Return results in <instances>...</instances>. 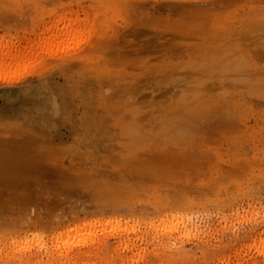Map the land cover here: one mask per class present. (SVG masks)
Returning <instances> with one entry per match:
<instances>
[{"label":"rangeland","instance_id":"374dc122","mask_svg":"<svg viewBox=\"0 0 264 264\" xmlns=\"http://www.w3.org/2000/svg\"><path fill=\"white\" fill-rule=\"evenodd\" d=\"M0 108V264H264V0H0Z\"/></svg>","mask_w":264,"mask_h":264},{"label":"bare ground","instance_id":"6f19581e","mask_svg":"<svg viewBox=\"0 0 264 264\" xmlns=\"http://www.w3.org/2000/svg\"><path fill=\"white\" fill-rule=\"evenodd\" d=\"M19 52H20V51H19ZM17 56H18V55H17ZM19 56H20V53H19ZM14 58H15V57H14ZM19 58H20V57H19ZM5 59H6V58H5ZM20 60H22V59H20ZM4 62H5V61H4ZM40 62H41V61H40ZM3 65H4V64H3ZM3 65H2V66H3ZM6 65H7V64H6ZM6 65H5V66H6ZM5 66H4V68H6ZM20 66H21V65H20ZM22 66H23V65H22ZM25 66H26V65H25ZM16 69H17V67H16ZM21 69H22V68H21ZM25 69H26V67H25ZM5 70H6V69H5ZM9 71H10V70H9ZM12 71H13V70H12V68H11V71H10V72H11V73H14V72H12ZM14 71H16V70H14ZM6 72H8V70H6ZM16 72H17V71H16ZM16 72H15V74H16ZM3 73H4V72H3ZM3 73H1L2 76H3V77H6V74L4 75ZM19 73H20V72H18V74H19ZM21 73H22V72H21ZM8 76H9V75L7 74V78H8ZM14 76H15V75H14ZM18 77H19V76H18ZM9 78H10V77H9ZM15 78H16V77H15ZM12 79H13V77H12ZM8 80H9V79H8ZM7 82H8V81H7ZM37 85H38V84H37ZM39 86H40V85H39ZM39 86H38L36 89H38ZM36 89H35V90H36ZM32 90H33V89H32ZM4 93H5V92H4ZM18 93H19V92H18ZM21 96H22V95H21ZM26 96H27V95H26ZM2 97H3V96H2ZM35 97H36V96H35ZM5 98H6V97H5ZM44 98H45V96H44ZM1 99H2V98H1ZM21 99H23V98H21ZM25 99H26V97H25ZM28 99H30V98H28ZM42 99H43V98H42ZM18 100H19V99H18ZM34 100H35V98H34ZM36 100H37V99H36ZM2 101H3V100H2ZM10 101H11V100H10ZM16 101H17V99H16ZM27 101H28V100H27ZM27 101L24 100V103H27ZM21 102H22V101H21ZM28 102H29V101H28ZM36 102H37V101H36ZM36 102H35V103H36ZM24 103H23V104H24ZM31 103H32V102H31ZM47 103H48V102H47ZM47 103H46V104H47ZM12 104H13V103H12ZM14 104H15V103H14ZM21 104H22V103H21ZM39 104H40V103H39ZM39 104H37V105L39 106ZM28 105H29V104H28ZM30 105H31V104H30ZM33 105H34V103H33ZM47 105H48V104H47ZM13 106H14V105H11V103L6 102V103H3V104L1 105V108H2L3 110H5V111H8V112L14 113V112H15V108H14ZM18 106H19V105H18ZM18 106H17L16 108H18ZM21 106H22V105H21ZM21 106H20V108H21ZM1 108H0V109H1ZM21 110H22V108H21ZM5 111H4V114H5ZM8 112H7V113H8ZM16 112H17V111H16ZM16 112H15V113H16ZM46 112H47V111H46ZM7 113H6V114H7ZM41 113H42V111H41ZM8 114H9V113H8ZM17 114H18V113H17ZM21 114H22V113H21ZM46 114H48V113H46ZM39 115H40V114H39ZM41 115H42V114H41ZM2 116H3V112H2ZM9 116H10V115H9ZM21 116H23V115H21ZM48 116H49V115H48ZM20 118H21V117H20ZM24 121H26V120H24ZM34 121H35V120H34ZM24 123H25V122H24ZM28 123H29V122H28ZM28 123H27L26 125H28ZM33 124H34V123H33ZM36 124H37V123H36ZM30 125H31V124H30ZM48 126H49V125H48Z\"/></svg>","mask_w":264,"mask_h":264},{"label":"crops","instance_id":"0c3cea01","mask_svg":"<svg viewBox=\"0 0 264 264\" xmlns=\"http://www.w3.org/2000/svg\"><path fill=\"white\" fill-rule=\"evenodd\" d=\"M18 99V96L16 97ZM3 103V102H2ZM18 117H21V116H18Z\"/></svg>","mask_w":264,"mask_h":264}]
</instances>
